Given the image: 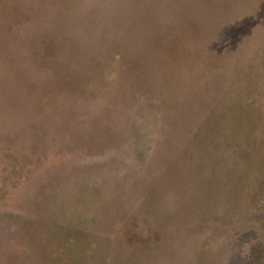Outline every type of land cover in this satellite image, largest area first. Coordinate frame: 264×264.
Returning <instances> with one entry per match:
<instances>
[{
    "label": "rangeland",
    "instance_id": "obj_1",
    "mask_svg": "<svg viewBox=\"0 0 264 264\" xmlns=\"http://www.w3.org/2000/svg\"><path fill=\"white\" fill-rule=\"evenodd\" d=\"M0 264H264V0H0Z\"/></svg>",
    "mask_w": 264,
    "mask_h": 264
}]
</instances>
